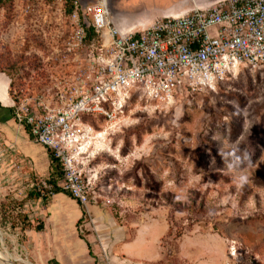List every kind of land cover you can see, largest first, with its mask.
Here are the masks:
<instances>
[{
  "label": "rangeland",
  "instance_id": "rangeland-1",
  "mask_svg": "<svg viewBox=\"0 0 264 264\" xmlns=\"http://www.w3.org/2000/svg\"><path fill=\"white\" fill-rule=\"evenodd\" d=\"M69 1L0 0V72L32 66L61 46L74 27ZM214 1L108 0V12L136 31L157 16ZM121 103L112 120L84 117L92 139L76 159L96 231H79L82 207L66 192L38 200L27 186L37 176L20 167L26 146L0 137V254L13 264H47L46 247L28 231L48 233L43 223H56V252L82 264L123 260L119 233H164L156 241L162 258L149 264H185L176 256L179 241L188 264H264V69L240 64L215 90L184 92L169 103L148 102L138 91ZM197 236L203 242L190 250ZM206 236L221 242L222 253Z\"/></svg>",
  "mask_w": 264,
  "mask_h": 264
},
{
  "label": "built area",
  "instance_id": "built-area-1",
  "mask_svg": "<svg viewBox=\"0 0 264 264\" xmlns=\"http://www.w3.org/2000/svg\"><path fill=\"white\" fill-rule=\"evenodd\" d=\"M69 2L72 31L49 56L11 70L8 94L13 121L58 160L55 186L82 207L79 231H96L76 159L92 139L84 117L114 119L112 107L132 91L169 103L184 92L215 90L240 64L264 69V0H216L130 32L115 26L106 0ZM27 186L39 199L54 193L49 178Z\"/></svg>",
  "mask_w": 264,
  "mask_h": 264
},
{
  "label": "crops",
  "instance_id": "crops-1",
  "mask_svg": "<svg viewBox=\"0 0 264 264\" xmlns=\"http://www.w3.org/2000/svg\"><path fill=\"white\" fill-rule=\"evenodd\" d=\"M156 12L152 15L154 16ZM8 85L9 77L6 73L0 72V137H6L9 145L17 147V145L26 146L27 150L22 152L23 156L20 157L22 169L24 173L28 175L40 176L43 178H50L51 175V158L50 153L41 145L32 142L27 131L17 125L11 117V99L8 94ZM61 193V192H58ZM56 198V193L54 194ZM39 200V198H38ZM71 201H75L70 199ZM43 230L48 228V233H35L34 230H29L28 234L35 236L39 242V246L43 244L47 250L44 259L48 264L51 261H54L55 264H82L75 261V257L66 258L61 254V252H56V223L52 226H48L46 223H43ZM52 227V229H51ZM34 232V233H33ZM164 233H149L148 237L141 236L142 233H133L132 235L128 233H119L117 239L116 251L123 260L117 258L113 261V264H143L144 262H155L162 258V253L157 250L156 241ZM95 240L99 246V250L102 253H105L106 244L103 242L104 238L98 234L94 233ZM206 242H217V249L221 251V242L217 240L214 236L203 237ZM200 237H194L190 239L189 249L196 250L203 242L200 240ZM180 242V249L177 252L176 256L181 259L185 264L187 255L184 252L185 246ZM87 252L90 254L89 243L85 242ZM220 253V254H221ZM114 256H112L113 258ZM112 260V259H111ZM188 260V259H187ZM149 264V263H148ZM191 264H201L199 261L194 260Z\"/></svg>",
  "mask_w": 264,
  "mask_h": 264
},
{
  "label": "trees",
  "instance_id": "trees-1",
  "mask_svg": "<svg viewBox=\"0 0 264 264\" xmlns=\"http://www.w3.org/2000/svg\"><path fill=\"white\" fill-rule=\"evenodd\" d=\"M50 158H51V175H50L49 181L54 184V193H58V192L65 193V191H63L62 189H60L57 185L55 186V179L57 180L59 178V176H61V167H60V164H59L58 160L55 159L52 155H50ZM32 194L34 196H37L38 197V193L36 191L33 192ZM35 229L36 230H41L42 229V224L39 223L36 226ZM48 264H55V262L54 261H51Z\"/></svg>",
  "mask_w": 264,
  "mask_h": 264
},
{
  "label": "bare ground",
  "instance_id": "bare-ground-1",
  "mask_svg": "<svg viewBox=\"0 0 264 264\" xmlns=\"http://www.w3.org/2000/svg\"><path fill=\"white\" fill-rule=\"evenodd\" d=\"M108 5H109V2H108V0H106V6H107V11H108ZM196 7V6H195ZM189 10V9H188ZM188 10H186V11H188ZM185 11H183V12H181V13H184ZM181 13H176V14H173V15H178V14H181ZM164 15H167V14H164ZM113 23L115 24V26L121 31V32H130V30H132V29H128V30H125V29H122L123 27H121L118 23H115L114 22V20H113ZM140 24H142L141 22H138L137 24H135L136 26L137 25H140ZM120 26V27H119ZM11 256V255H10ZM0 258L1 259H3V260H5V263H3V264H13V263H11V262H9V261H7V258H6V256L5 255H1L0 254ZM12 258H14V257H12ZM18 259V258H17ZM20 260V259H19ZM225 263V262H224ZM26 264H29L28 262H26Z\"/></svg>",
  "mask_w": 264,
  "mask_h": 264
},
{
  "label": "clouds",
  "instance_id": "clouds-1",
  "mask_svg": "<svg viewBox=\"0 0 264 264\" xmlns=\"http://www.w3.org/2000/svg\"><path fill=\"white\" fill-rule=\"evenodd\" d=\"M245 178L244 177H241V180H244Z\"/></svg>",
  "mask_w": 264,
  "mask_h": 264
}]
</instances>
